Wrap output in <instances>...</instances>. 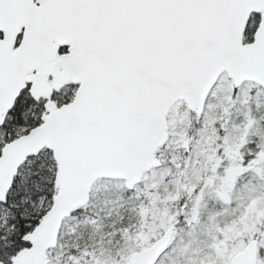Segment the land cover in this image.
Segmentation results:
<instances>
[{"label":"snow or ice","instance_id":"snow-or-ice-1","mask_svg":"<svg viewBox=\"0 0 264 264\" xmlns=\"http://www.w3.org/2000/svg\"><path fill=\"white\" fill-rule=\"evenodd\" d=\"M0 264H264V0H0Z\"/></svg>","mask_w":264,"mask_h":264}]
</instances>
